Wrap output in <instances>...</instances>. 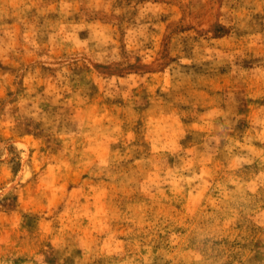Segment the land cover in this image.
<instances>
[{"label":"rangeland","instance_id":"374dc122","mask_svg":"<svg viewBox=\"0 0 264 264\" xmlns=\"http://www.w3.org/2000/svg\"><path fill=\"white\" fill-rule=\"evenodd\" d=\"M0 264H264V0H0Z\"/></svg>","mask_w":264,"mask_h":264}]
</instances>
